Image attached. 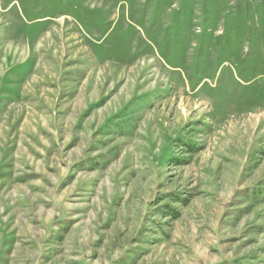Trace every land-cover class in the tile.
<instances>
[{"label":"rangeland","instance_id":"rangeland-1","mask_svg":"<svg viewBox=\"0 0 264 264\" xmlns=\"http://www.w3.org/2000/svg\"><path fill=\"white\" fill-rule=\"evenodd\" d=\"M0 264H264L262 0H0Z\"/></svg>","mask_w":264,"mask_h":264},{"label":"trees","instance_id":"trees-1","mask_svg":"<svg viewBox=\"0 0 264 264\" xmlns=\"http://www.w3.org/2000/svg\"><path fill=\"white\" fill-rule=\"evenodd\" d=\"M263 1V3H264V0H262ZM177 215V214H176ZM176 217V216H175Z\"/></svg>","mask_w":264,"mask_h":264}]
</instances>
